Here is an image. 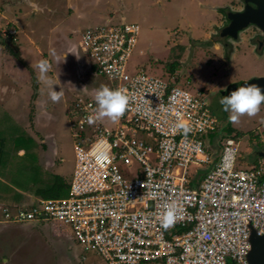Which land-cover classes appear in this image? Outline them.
<instances>
[{"label": "built area", "instance_id": "2783aa9c", "mask_svg": "<svg viewBox=\"0 0 264 264\" xmlns=\"http://www.w3.org/2000/svg\"><path fill=\"white\" fill-rule=\"evenodd\" d=\"M17 29L5 27L1 34L14 42ZM140 29L136 22H105L82 33V51L113 89L131 97L129 108L114 127L102 119L90 125L95 100L74 102L68 194L6 205L3 220L51 222L108 264H249L250 228L264 232V158L252 169H238L239 142L229 137L213 164L204 136L219 122L207 96L182 86L177 75L128 70ZM177 122L192 131L184 135ZM191 164L212 166L197 186ZM172 205L175 221L165 229L161 217Z\"/></svg>", "mask_w": 264, "mask_h": 264}, {"label": "rangeland", "instance_id": "374dc122", "mask_svg": "<svg viewBox=\"0 0 264 264\" xmlns=\"http://www.w3.org/2000/svg\"><path fill=\"white\" fill-rule=\"evenodd\" d=\"M227 1L229 0H0V8L3 10L0 11V38H5L1 34L2 28H18L17 53H11V49L0 40V97L3 98L1 88L6 75L16 80L20 87L12 108L3 106L10 99L5 97L3 101L0 100V130L6 137L7 145L0 172V201L6 202L4 195H9L8 203L11 206L17 205L22 200L20 195L16 199L11 196L17 189L25 198L37 201L42 198L35 194L37 186L45 187L55 172L61 174L68 185L71 183L75 152L67 108L73 106L79 98L95 100V94L102 85L111 88L108 78L91 68L92 60L82 51L80 40L86 28L105 22L138 23L140 35L128 70L134 72L144 69L165 79L177 75L182 86L192 92H203L210 100V107L219 122L216 131L204 136L214 156H219L222 152L228 133L236 136L237 132H241L236 138L239 142L237 168L246 170L255 167L257 162L250 163L246 156L253 142L264 145V104L255 116H242L238 123L232 124L228 121L229 114L219 103L222 95L218 90L228 84H241L264 75V57L259 59L249 48L243 47L244 50L229 63L224 59V54L218 51V47L206 49L191 45V31L198 38L204 36L206 30H213L209 22L217 16L205 4L221 5ZM3 2L7 4L3 6ZM188 17L194 22L193 28L189 25ZM4 48L9 55L4 52ZM64 50L69 52L65 60L61 56ZM42 51L47 53L48 56L44 54L46 58L40 54ZM3 54H6L5 66L11 68L13 74L10 72L3 75L1 72ZM42 59H47L51 68L45 81L37 83L38 79L35 80V77H38L39 69L36 65ZM11 60L12 65L16 63L18 70H14L8 63ZM169 68L175 72H170ZM48 80L57 84L54 85L57 91L63 87L64 94L58 103L50 99L52 86L46 82ZM35 81L41 86L38 91L46 97L41 99L42 104L39 101L38 106L42 110L46 109V113L51 112V115L41 113L39 120L32 123L28 119L31 106L33 107L29 95L35 88ZM7 93L11 94V91ZM35 107L38 111V107ZM3 108L11 114L10 119L5 116L7 113L2 112ZM102 121L111 127L118 124V121L112 122L106 117ZM23 126L37 138L31 136L27 140L25 152L20 155L13 143L16 137L23 136ZM39 134L48 140L54 139L58 149L56 154L52 149L42 153L44 144L40 143ZM23 141L25 139L21 140ZM37 144L40 145L38 149ZM53 161L55 166L52 165ZM211 168V165H190L194 186L199 184L203 174ZM9 185L12 189H9ZM4 202L2 204L5 205ZM3 213V208H0V264H108L96 252L69 238L51 222L7 225L2 219Z\"/></svg>", "mask_w": 264, "mask_h": 264}, {"label": "clouds", "instance_id": "9594fccd", "mask_svg": "<svg viewBox=\"0 0 264 264\" xmlns=\"http://www.w3.org/2000/svg\"><path fill=\"white\" fill-rule=\"evenodd\" d=\"M14 43H16V41H14ZM67 53L64 54V60ZM52 54L55 55L54 52ZM77 59H79V56H77ZM36 68L39 69L38 81H45V77L51 68L49 61L47 59L40 60ZM46 82L52 86V90L49 92L50 99L52 102L58 103L64 94L63 87L61 86V90L57 91L54 88V85L57 84H52L50 80ZM95 102L97 105V112L89 115L87 118L90 125L105 117L112 122L118 121L128 110L131 97L120 89H113L102 85L95 94ZM219 103L222 105L223 110L229 114L228 121L232 124H236L239 122L240 117L245 115L249 117L255 116L260 111L261 105L264 104V92H262L261 86L255 83H245L243 86L233 90L229 95L222 96ZM175 128L184 135L192 131L191 126L184 122H177ZM233 161L234 154L230 156L226 155L224 158V165L227 166ZM4 206L6 205H3L1 208ZM174 212L175 206L172 205L171 207H167L165 213L162 215L161 223L165 229L173 225L175 221Z\"/></svg>", "mask_w": 264, "mask_h": 264}, {"label": "water", "instance_id": "95a60500", "mask_svg": "<svg viewBox=\"0 0 264 264\" xmlns=\"http://www.w3.org/2000/svg\"><path fill=\"white\" fill-rule=\"evenodd\" d=\"M245 1L252 2L256 7L248 4L243 10L234 11L232 9L227 14L228 21L226 22V24L222 25L223 23L221 22V24L219 25H211V27H213L216 31H220V35L222 37L227 36L230 38V44L227 48H231V46L234 45V40L238 36V33L242 30H245L250 24L256 25L258 29L264 32V0ZM223 53L224 59L231 63L234 59V54L228 53L227 51H224V49ZM245 83H255L261 86L262 92H264V75L253 77L248 81L242 82L241 84H228L218 91L222 96H227L233 90H236L238 87L243 86V84ZM257 155L258 157L264 158V150L262 148H258ZM262 178H264V174ZM250 231L251 249L247 256L249 264H264V232L259 233L252 227L250 228Z\"/></svg>", "mask_w": 264, "mask_h": 264}, {"label": "flooded vegetation", "instance_id": "af4514ba", "mask_svg": "<svg viewBox=\"0 0 264 264\" xmlns=\"http://www.w3.org/2000/svg\"><path fill=\"white\" fill-rule=\"evenodd\" d=\"M2 4L3 6H5L7 2H3ZM248 4L256 7L252 2H246L245 0H229L221 5H206L207 9L215 11L217 16L216 18L211 19V21L209 22V26H211L212 24L219 25L221 24V22L223 23L222 25L226 24V22L228 21L227 14L232 9L234 11L243 10ZM190 34V38L192 39L191 45L197 48L203 47L206 49H214L218 47V51H220L222 55L224 54V49V51H227L228 53H233L235 58L239 52L244 50L243 47H245L249 48L250 51L259 59L264 57V32L258 29L254 24H250L245 30H242L238 33V36L234 40V45L231 46V48H227L230 44V38L227 36L222 37L220 35V31H216L214 28L213 30L208 29L204 36H200L198 38H195L193 36V31H191ZM188 46L189 44L187 45V47ZM189 49L191 48L189 47ZM258 148H262V145L258 142H253V146L249 151V154L246 156L247 160H249L250 163L256 162L259 159L257 155Z\"/></svg>", "mask_w": 264, "mask_h": 264}, {"label": "crops", "instance_id": "0c3cea01", "mask_svg": "<svg viewBox=\"0 0 264 264\" xmlns=\"http://www.w3.org/2000/svg\"><path fill=\"white\" fill-rule=\"evenodd\" d=\"M159 0H157V2H158ZM202 4V6L204 5L203 3H201ZM207 4H205V6H206ZM209 5V4H208ZM207 8V7H206ZM0 11H3V10H1V8H0ZM187 20L189 21V25L193 28L194 27V22H191V20H190V18L188 17L187 18ZM207 31V30H206ZM206 31H205V33H206ZM204 33V34H205ZM196 35L198 36V34L196 33ZM0 40L1 41H3V43H4V45H6V46H8L9 48L11 47V42H9L8 41V39H1L0 38ZM7 41V42H6ZM4 45H3V47H4ZM7 47V48H8ZM12 48V47H11ZM14 49H18V46H17V44H16V48H14ZM4 52H8L7 50H5V48H4ZM19 53V52H18ZM65 53H67L66 52V50H64L63 52H61V56H63L64 57V54ZM42 56H44V58H46V56H48L47 55V53H45L44 51H42L41 53H40ZM46 56H45V55ZM8 55H9V52H8ZM12 55V54H11ZM60 56V57H61ZM59 59H61V58H59ZM2 61L3 62H1L3 65V67H1V72L3 73V75H4V73H5V75L6 74H9L10 72L13 74V71H12V69L10 70V69H8V67H6L5 66V63H6V54H3V59H2ZM8 63H10V65H11V67L14 69V70H18V66H15V64L16 63H14L13 65H12V60H11V62H8ZM2 68L4 69V71H2ZM91 68L93 69V66H91ZM9 70V71H8ZM7 71V72H6ZM35 80H37V78L35 77ZM5 83L2 85V91H1V96H3V98H8V99H10V101H8V102H6V103H4V107H9V108H12L11 107V105H13L14 104V99H15V97H16V94H17V89H19L20 87H19V84H17V82H16V80H14V79H12V77H9V76H7L6 75V79H5V81H4ZM15 83H16V85H15ZM37 83H39V81L37 82ZM36 83V81H35V83H34V90H32L33 92L29 95V99H31V101H32V104H33V107L31 106V111H30V114H29V117H28V119L32 122V123H35V121H37V120H39L38 118H39V116L41 115V113H44L45 111H47L46 109L45 110H42V108H40L38 105H39V101H40V104H42L41 103V99H46V97H45V95L43 96V93L41 92V91H38L40 88H41V86L39 85V84H37ZM37 85V86H36ZM111 88H113V84L111 83ZM11 91V94H9V93H7L8 91ZM39 92V93H38ZM3 98L2 97H0V100L1 101H3ZM6 101V100H5ZM31 104V105H32ZM24 105H25V103H24ZM29 105V104H28ZM35 105L38 107V111H37V108L35 107ZM1 106V105H0ZM72 107V106H71ZM71 107H69V109L67 108V112L69 113V110L71 109ZM2 108V107H1ZM35 108H36V110H35ZM3 113L5 112V113H7V114H5V116L6 117H9V119H10V116H11V114L9 113V111L8 110H6L5 108H3V111H2ZM1 112V113H2ZM10 112H11V110H10ZM13 113H15V110H13L12 111ZM21 114H23V113H21ZM45 115H47V116H50L51 115V112H49L48 111V113H46L45 112ZM17 116H18V114H17ZM12 121H14V120H12ZM15 123H16V121H15ZM34 126V125H33ZM23 136H21V135H19V136H21V137H23V139H25V141H23V142H21L20 143V145H19V147L17 146V147H15V145H16V143H17V138L18 137H16L15 138V141H14V144L15 145H13V147L14 148H16L15 150L20 154V155H22L24 152H25V150H26V147L25 146H27L28 145V143H27V140L28 139H30L31 138V136H35L34 134H32V133H30L28 130H27V128L25 127V126H23ZM38 136H40V143H43L44 144V148H43V151H42V153H46V150L47 149H49V150H54V153L56 154V152H57V146H56V144L54 143V139H50V140H48V138L47 137H43L42 136V134L40 135H38ZM47 136V135H46ZM36 138H37V136H35ZM51 137V136H50ZM41 138H42V141H41ZM27 143V144H26ZM37 143H39V140H38V142ZM39 144H37L36 145V149H38L39 148ZM210 150V149H209ZM40 151V150H39ZM211 151V150H210ZM40 153V152H39ZM49 153V152H48ZM211 153H212V151H211ZM212 155H214V154H212ZM56 161V160H55ZM55 161H53V166H55L56 165V163H55ZM52 166V167H53ZM52 170H55L54 168H52ZM55 174H57L56 172H55ZM59 175H61V174H59ZM11 186L9 185V188H10ZM16 191H18V192H20L19 191V189H17ZM9 193H11V191H9ZM12 196V198L13 199H16V193H14L13 195H11ZM2 197H3V195H1V199H2ZM4 198H5V200H6V202H4V201H0V205L1 206H3L4 204H2L3 202L5 203V205H7V204H9L8 203V198H9V195L8 196H5L4 195ZM10 205V204H9ZM1 208V207H0ZM7 225H10V224H8V223H6Z\"/></svg>", "mask_w": 264, "mask_h": 264}, {"label": "trees", "instance_id": "16d2710c", "mask_svg": "<svg viewBox=\"0 0 264 264\" xmlns=\"http://www.w3.org/2000/svg\"><path fill=\"white\" fill-rule=\"evenodd\" d=\"M9 41H12V40H9ZM10 45L12 47V48L10 47L11 53L12 52L17 53L16 49H14V48H16V43L14 44V42L12 41ZM93 70H94V68H93ZM170 72L174 73L175 71L170 69ZM240 135H241V132H237L236 136L230 135L228 133V135H226V138L224 139V142L229 137L238 138ZM5 138H6L5 135L0 130V172L2 169L1 167L3 166V163H4V157H5V153H6V147H7ZM22 139H23V137L18 136L16 145L14 143H13V145H15V147H17V146L19 147ZM208 148L212 151V148H210L209 146H208ZM223 149H224V143H223L222 152H220V155L219 156L212 155L213 156V164L216 163L217 161H219V159L223 153ZM212 154H213V151H212ZM52 175H53L52 178H50L49 182L47 181V185L45 187L39 188V186H37V189H36L37 191L35 192V194L41 196L42 198H56V197H61L62 194H65V195L68 194L69 186L66 183V181L64 180V177L62 175H59V174H52ZM9 189H12V188L10 187ZM15 193H16V198H18L20 195V197L22 199V200L20 199L21 202L17 203V205H24V204L32 205L36 202L35 199H32L30 201V199L25 198L23 193H20L18 191H16ZM9 204H7V205H9Z\"/></svg>", "mask_w": 264, "mask_h": 264}]
</instances>
